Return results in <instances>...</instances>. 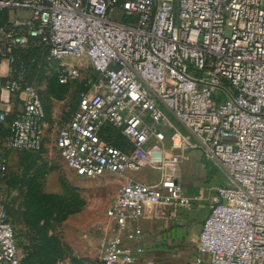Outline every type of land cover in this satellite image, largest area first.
I'll list each match as a JSON object with an SVG mask.
<instances>
[{"label": "built area", "instance_id": "2783aa9c", "mask_svg": "<svg viewBox=\"0 0 264 264\" xmlns=\"http://www.w3.org/2000/svg\"><path fill=\"white\" fill-rule=\"evenodd\" d=\"M0 101L20 110L0 133V181L9 153L39 152L46 135L40 91L16 52L87 60L98 76L81 95L56 147L78 177L148 170L151 183L122 185L108 209L101 264H136L140 222L160 206L190 208L174 167L201 149L228 185L215 197L187 264H264V0H0ZM6 64L7 71L3 72ZM79 70L63 65L59 83ZM8 99L4 100V94ZM8 112H0L4 123ZM112 126L131 148L102 140ZM0 264H21L8 205L0 198ZM35 264H67L65 262Z\"/></svg>", "mask_w": 264, "mask_h": 264}, {"label": "rangeland", "instance_id": "374dc122", "mask_svg": "<svg viewBox=\"0 0 264 264\" xmlns=\"http://www.w3.org/2000/svg\"><path fill=\"white\" fill-rule=\"evenodd\" d=\"M63 65L79 70L67 84L58 82ZM96 73L87 60L57 61L42 55L28 65V81L41 94L46 135L39 152L12 151L0 198L7 202L21 264L65 262L101 264L106 213L122 187L116 175L78 177L61 157L56 139L78 108L81 95L94 91ZM219 186L228 180L213 169ZM150 183L156 179L149 175Z\"/></svg>", "mask_w": 264, "mask_h": 264}, {"label": "crops", "instance_id": "0c3cea01", "mask_svg": "<svg viewBox=\"0 0 264 264\" xmlns=\"http://www.w3.org/2000/svg\"><path fill=\"white\" fill-rule=\"evenodd\" d=\"M2 69L6 73V64ZM7 99L4 94V100ZM19 110L20 104L13 99L8 103L0 101V112L15 115ZM183 156L182 162L174 167L178 180L188 196L195 198L202 194L204 198L195 201L190 208L160 206L149 210L139 223L144 234L139 244L144 253L136 264H187L197 255L196 244L215 197L213 188L219 185L214 177L215 167L206 160L201 149L187 150ZM150 174L148 170H142L118 177L123 184L129 181L150 183Z\"/></svg>", "mask_w": 264, "mask_h": 264}, {"label": "trees", "instance_id": "16d2710c", "mask_svg": "<svg viewBox=\"0 0 264 264\" xmlns=\"http://www.w3.org/2000/svg\"><path fill=\"white\" fill-rule=\"evenodd\" d=\"M8 22V13L1 12L0 13V25L6 24ZM46 54V50H41L37 48H28V49H21L16 52V62L14 64V68L19 69L23 66L26 70V82L28 81V65L32 62V60L37 61L39 57ZM59 82V79H58ZM95 83H98V76L96 74ZM31 84V82L29 83ZM60 84V83H59ZM62 85V84H61ZM87 92V91H86ZM15 118V115H7L5 122L0 123V133L3 136L11 135L10 126ZM102 140L109 145H112L116 148L121 150H126L132 147L129 140L124 137L120 130L108 126L102 132ZM3 181V180H2ZM1 182V181H0ZM9 211V208H8ZM10 215V212H9ZM43 263H54V262H43Z\"/></svg>", "mask_w": 264, "mask_h": 264}, {"label": "bare ground", "instance_id": "6f19581e", "mask_svg": "<svg viewBox=\"0 0 264 264\" xmlns=\"http://www.w3.org/2000/svg\"><path fill=\"white\" fill-rule=\"evenodd\" d=\"M5 98L7 99L8 98V95L5 93Z\"/></svg>", "mask_w": 264, "mask_h": 264}]
</instances>
